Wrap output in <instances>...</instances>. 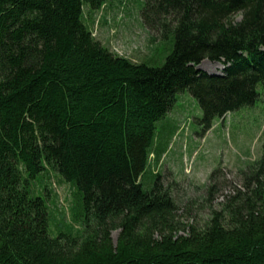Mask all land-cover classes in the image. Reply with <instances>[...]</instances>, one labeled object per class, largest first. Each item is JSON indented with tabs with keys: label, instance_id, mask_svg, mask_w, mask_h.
Segmentation results:
<instances>
[{
	"label": "trees",
	"instance_id": "obj_1",
	"mask_svg": "<svg viewBox=\"0 0 264 264\" xmlns=\"http://www.w3.org/2000/svg\"><path fill=\"white\" fill-rule=\"evenodd\" d=\"M107 3L0 0V264H264V140L244 191L202 227H179L149 168L178 93L206 123L258 100L264 0H143V23L169 50L141 62L92 37L86 20ZM204 60L220 73L199 69ZM50 172L74 190L77 231L50 235L33 190Z\"/></svg>",
	"mask_w": 264,
	"mask_h": 264
},
{
	"label": "rangeland",
	"instance_id": "obj_2",
	"mask_svg": "<svg viewBox=\"0 0 264 264\" xmlns=\"http://www.w3.org/2000/svg\"><path fill=\"white\" fill-rule=\"evenodd\" d=\"M142 3L143 0H108L86 20L92 37L111 53L133 62L147 60L155 51L156 59L164 58L169 41H163L159 32L143 23ZM232 21L239 22L234 16ZM198 68L220 73L222 66L204 60ZM258 90L253 106L209 123L202 121L197 103L184 91L176 95L165 119L156 123L153 149H158L159 157L157 161L150 157L149 168L153 174L161 175L162 185L175 200V221L180 228L202 227L212 212H221L229 198L244 191L245 174L260 159L264 140V90ZM33 190L47 199L51 236L67 233L68 226L74 231L80 229L72 221L74 190L69 183L50 172L33 183ZM116 236L117 232H112L113 241Z\"/></svg>",
	"mask_w": 264,
	"mask_h": 264
},
{
	"label": "clouds",
	"instance_id": "obj_3",
	"mask_svg": "<svg viewBox=\"0 0 264 264\" xmlns=\"http://www.w3.org/2000/svg\"><path fill=\"white\" fill-rule=\"evenodd\" d=\"M234 17L237 21H243L244 19V10L243 9H238L234 13Z\"/></svg>",
	"mask_w": 264,
	"mask_h": 264
}]
</instances>
